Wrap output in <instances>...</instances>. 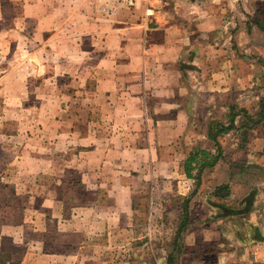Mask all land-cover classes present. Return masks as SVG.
Here are the masks:
<instances>
[{
  "label": "crops",
  "instance_id": "1",
  "mask_svg": "<svg viewBox=\"0 0 264 264\" xmlns=\"http://www.w3.org/2000/svg\"><path fill=\"white\" fill-rule=\"evenodd\" d=\"M23 1L25 16L44 19L34 33L44 35L46 62L54 60V50L73 51L61 55V65L77 67L76 83L92 80L87 89L98 99L87 108L78 96L71 99L74 114L86 108L101 117L63 124L64 140L101 152L109 163L148 169L146 224L165 227L159 237L148 233L155 243L152 264H264V190L249 192L254 196L248 211L225 216L217 203L229 196L211 201L200 186L207 179L215 187L228 184V159L222 155L198 168L208 158L203 152L218 155L211 132L217 120L226 125L234 75L235 102L246 105L256 98L260 114L261 94L248 89L261 81L256 65L258 54L264 56L262 0H138L133 7L114 0ZM245 51L257 57L245 62ZM86 62L100 73L85 75ZM258 115L250 132L262 122H255ZM117 121L123 137L115 132ZM169 227L173 232H164Z\"/></svg>",
  "mask_w": 264,
  "mask_h": 264
},
{
  "label": "rangeland",
  "instance_id": "2",
  "mask_svg": "<svg viewBox=\"0 0 264 264\" xmlns=\"http://www.w3.org/2000/svg\"><path fill=\"white\" fill-rule=\"evenodd\" d=\"M260 8L264 25V0ZM27 13L23 0H0V264H152L155 243L148 241V233L159 237L165 227L146 224L148 169L109 163L101 152L64 140L63 124L101 117L86 110L97 99L87 89L92 80L89 85L72 80L77 67L59 61L62 54H74L67 47L54 50V60L46 62L44 35L34 33L44 19ZM246 51L245 62L257 57ZM258 55L261 81L248 90L263 99L264 56ZM83 66L85 75L100 73L88 62ZM236 83L234 75L228 129L216 135V153L228 159V190L238 192L228 193L223 203L233 207L252 189L264 190V117L250 132L258 115L256 98L236 103ZM77 96L86 108L74 114L76 104L70 101ZM118 123L115 132L123 137ZM210 180L201 183L202 195L210 192L211 201H220L214 195L218 186ZM164 232L172 233L173 227Z\"/></svg>",
  "mask_w": 264,
  "mask_h": 264
},
{
  "label": "trees",
  "instance_id": "3",
  "mask_svg": "<svg viewBox=\"0 0 264 264\" xmlns=\"http://www.w3.org/2000/svg\"><path fill=\"white\" fill-rule=\"evenodd\" d=\"M261 105H262V107H261L260 114L258 115V119L255 122H259L264 117V115H263L264 114L263 113L264 112V98L262 99ZM216 126H217V129H216L217 131L215 133L211 132L212 133L211 137L213 138V140H216L215 138L217 137L216 135L218 133H220V132L222 133L224 130L228 129V127H225V126L221 125L220 123H217ZM202 154L205 155L208 158L205 159L204 161H202L201 165H199V167H198L199 170H202V168L205 167V166L213 165L216 162V160L218 159V157H219V155L210 156L207 153L205 154L204 152ZM189 163H190V160H188V162H186V170L187 171L189 170ZM214 194H215V196L219 197V200L226 198L228 196V184H224L222 186L217 187V189L214 192ZM253 196H254L253 192L249 193L240 202V204L241 205L243 204L244 206L242 205V206H239L238 208H235V207H232V206H226V205H224V203L222 204L220 202L217 203L218 204L217 207L221 210L220 213H222V215H225V216L226 215L232 216V215H237V214H243L244 212L249 210V208L251 206V203H252ZM245 232L250 233L249 230L245 231Z\"/></svg>",
  "mask_w": 264,
  "mask_h": 264
},
{
  "label": "built area",
  "instance_id": "4",
  "mask_svg": "<svg viewBox=\"0 0 264 264\" xmlns=\"http://www.w3.org/2000/svg\"><path fill=\"white\" fill-rule=\"evenodd\" d=\"M114 1L117 3H121L124 6L133 7L138 0H114ZM146 1H151V0H146Z\"/></svg>",
  "mask_w": 264,
  "mask_h": 264
}]
</instances>
